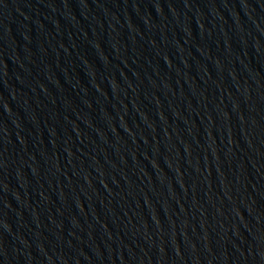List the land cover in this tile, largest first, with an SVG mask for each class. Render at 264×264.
Listing matches in <instances>:
<instances>
[{
    "label": "water",
    "instance_id": "obj_1",
    "mask_svg": "<svg viewBox=\"0 0 264 264\" xmlns=\"http://www.w3.org/2000/svg\"><path fill=\"white\" fill-rule=\"evenodd\" d=\"M0 264H264V0H0Z\"/></svg>",
    "mask_w": 264,
    "mask_h": 264
}]
</instances>
